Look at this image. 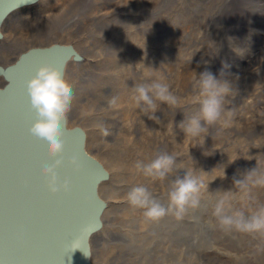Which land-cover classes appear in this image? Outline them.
I'll return each mask as SVG.
<instances>
[{"label":"bare ground","instance_id":"1","mask_svg":"<svg viewBox=\"0 0 264 264\" xmlns=\"http://www.w3.org/2000/svg\"><path fill=\"white\" fill-rule=\"evenodd\" d=\"M38 1L13 14H7L1 20L0 40L3 38V30H7L6 35L4 36L6 43L7 38L9 42L12 40L10 39L11 33H17L20 36L14 46L6 43L4 45L0 42V55H3L4 58L3 60H0V74H2L3 70L9 68L20 55L29 50L46 49L52 46L69 47L75 55L57 62L56 67L62 71L69 84L72 86L74 97H81L83 95V90H87L86 83L90 74L86 71H83V73H77L76 70L82 68L83 65L88 64L90 58L94 59L95 57L100 56V58L102 57L103 60H105L109 55L107 47L110 46L106 41H104V43H107L106 45H101L100 41L95 38H79V32L83 31V28L85 27V24L83 23L84 19H86V16L90 15L89 19L94 20L97 14L100 13L98 11H102V8L105 7L106 9L109 8L111 10L115 8L116 5L127 4V1L89 0L90 6H83V22L81 21L82 19L80 20V18H76L73 23L70 21L73 17V12L78 15L76 8L78 2L82 0H69L72 1L69 5L72 9L69 11L65 10V3L60 2L61 0H48L49 6H45L44 4L45 7L43 8L40 7V4H37ZM180 2H182V0H180ZM177 4L178 3H176L175 0H130L128 2L129 7L124 6L130 8V12L132 13H129L130 15L122 19L123 21L121 20L120 23L118 22L120 19H117L119 24L114 22L116 26H114V23H112V26V24L109 23L110 26L106 21V25L100 23L99 25H96L99 30H104L108 33L109 38L112 36L114 39L133 41L136 48L135 53L132 54V59L130 60L132 61L136 72L133 69L134 73L131 74L128 72L127 77L124 78V74L123 72H120V68H115L116 70L113 69L114 71H107L105 74L116 78L119 77L120 81L118 80V85H113L116 81L112 85H108L109 83L107 85H101V68H88L90 72L95 70L94 76L98 83V89L104 88L107 91L104 92L103 96H101V94L97 95L95 97L96 101L90 100L87 105H93L97 102L105 103L109 108V117L112 120L110 123H114L115 125L120 123L124 125V127L131 126V130L136 131L137 136H139V141L137 140L139 144L152 145L155 142L159 143V141L162 143L163 140L168 139V135H171L172 132L169 131L168 127L173 130L171 125L175 120L174 116L180 109L187 110V115H189L198 108L196 99L197 92L192 86L194 75H199L205 70H214V72H217L215 71V62L218 60H214L213 57L222 54L217 48H226L229 53L226 61L228 67L226 69L223 68L224 72L221 80H226L230 85H236L238 87L231 88L232 96L226 103L227 106L225 107L228 109L224 113V118L231 129V134L236 136L240 135V145L242 146L245 141L249 143V140L253 138L254 141L252 142L258 145L259 153L256 154L252 147L249 149L250 152L243 149L240 156L232 153L230 149L224 150V169L231 166L245 174L248 170L256 167V165H264V71L261 70V68H263L262 65L264 64V50L260 49L259 52L254 50V47H256L257 44L264 47V38H248L246 35L248 31L250 33L251 29H261V31H264V0H183L182 8L184 7V10L173 14L174 5ZM125 11L128 13V10L125 9ZM109 12L111 13V11ZM79 15L81 16V14ZM109 21L112 22L111 19ZM87 23L89 24V22ZM166 24L168 25V27H165L166 32H156V34H154L153 31H151L152 27H155V29H163V25ZM121 27H124V30L123 32L120 31L122 35L119 34L118 37L117 31H119ZM98 29L97 32L99 31ZM263 35L264 34H262V36ZM253 41L257 44L255 45ZM112 42L114 43V41ZM99 44L102 48H100L101 46H98ZM9 47H18L17 53L8 49ZM204 48L213 51H208L205 55L202 51ZM116 50L119 52L120 48ZM89 53L93 54L94 57ZM111 54H113L112 51ZM122 54L123 53H120L119 56L123 58ZM130 54L131 52L129 55ZM199 54H201V57ZM195 56L200 58L196 59ZM206 56L211 58L210 64L205 63V67H201V64L206 61ZM113 57L116 58V56ZM105 66L106 70L108 67L107 65ZM211 66L212 69H210ZM201 68H203V70ZM108 69L110 70V68ZM252 69L255 70L254 73L248 74L249 70L251 71ZM237 70L245 72L242 78H233V75ZM77 74L83 76L84 84L78 79ZM143 74H145L144 81L140 80V78L138 79V77L143 78ZM91 76H93V73ZM159 77L165 79L170 85V90L177 96L178 107H170L157 102L159 108L154 113L157 119H149L148 116L151 115V113L146 114L138 109L135 101L132 99L134 95V87L136 84L145 83L151 79ZM111 80L113 81V79ZM111 80L109 82H111ZM128 82L130 83V89L127 88ZM4 83L5 80H3L2 75H0V88L4 86ZM114 96L119 97L118 108H111L108 106L109 99ZM72 106L76 107L79 112L77 115L75 114V121H68L67 125L64 127L66 129L78 127L82 130L84 133V148L86 143L103 144L108 142V137H102L100 133L99 126L101 123H93L88 120L91 118H101L102 112L99 111L97 113L100 115L89 118L88 113H86V111L84 112V104L80 101L74 100ZM167 114H170L171 118L168 117ZM171 119L172 123L167 125V122ZM238 126H240L239 129ZM181 132L183 131L178 128L175 133V137L178 138V140H176L174 137L175 142L173 144V150L175 153H178V150L182 149L183 146L191 144L192 141V138L183 139ZM87 134L90 136V140H86ZM118 136L119 134L116 139V141L119 142L116 146L118 150L115 149L113 152L117 157L121 155L118 153L120 152L121 147H123V150H127L130 148L131 143H135L131 138ZM85 151L88 153L86 148ZM259 156L263 158L262 162L258 159ZM91 157L94 158L92 155ZM100 164L104 168L101 162ZM104 170L107 172L105 168ZM107 173L108 177L103 181L101 180L96 186V196L103 202V207L100 209L96 217L98 223L97 227L94 230H91V232L85 237L84 243L87 249L85 260L87 264H104L99 258L97 244H99L98 242L105 236L107 229V224L104 219L107 213L105 209L114 205V201H105L103 197L104 186L106 185L104 183H107L108 178L111 180V171ZM224 174H226V172H223V175ZM132 175H137L134 178L143 177L142 174H137L136 172L132 173ZM219 175L221 176L222 173L220 172ZM255 188L261 195L260 205H264V188ZM229 211L232 210L229 209ZM53 240V238L49 240L51 243L47 246V250H43V253L52 259H56L57 255H52L55 253L51 251L53 246L52 243H54ZM243 240V244L248 241L245 237ZM57 242L59 241L55 240V243ZM72 242H75L74 245L76 246L77 238L74 237ZM128 246L135 247L136 244L134 242H129ZM249 248L250 246L247 248V251H249ZM237 253L239 256L231 258L230 263L215 256L214 258L218 260H208V264H264V244L256 250V256L252 259H250L253 254L252 252H250L248 256L246 253L243 254V250H239ZM111 257L112 259L110 260L109 258L105 264H144V262L134 259L132 254H119L112 255ZM59 259L63 261L69 260V258L65 257H60ZM161 259L164 261V258ZM16 261H19V264H49L48 261L37 259V257L33 256L23 257L22 259L17 260L14 259L8 264H15ZM194 261L195 258L193 256L185 258L181 256L174 260L177 264H192Z\"/></svg>","mask_w":264,"mask_h":264},{"label":"rangeland","instance_id":"2","mask_svg":"<svg viewBox=\"0 0 264 264\" xmlns=\"http://www.w3.org/2000/svg\"><path fill=\"white\" fill-rule=\"evenodd\" d=\"M47 1L48 0H41L38 1L37 4H40V7L43 8L49 4V1L48 2ZM82 1L78 2V6L76 8V12L78 13V15H76L73 12V17L70 20L72 23L74 22V20H76V18L77 19L80 18V20L82 19L81 21L83 22V14H82L83 6L84 7L86 5L90 6V2L89 0H82ZM123 1L125 2L127 1V4L124 5L126 7H129L128 2L130 0H123ZM175 1L178 4L174 5V12L175 10L176 12L175 13L173 12V14H176L177 12L184 10V7L182 8L183 0L182 2H180V0H175ZM60 2L65 3L64 6L66 11L72 9V7L69 6L72 1L61 0ZM124 5L122 4L118 6L116 5L115 8L111 10L109 8L106 9L104 7L102 8L101 11L99 8L100 11L98 12H100L99 13L100 15L97 14L94 20L89 19L90 15L86 16V19H84L83 22L85 24V27L83 28V31L79 32L80 35L79 38L81 39L95 38L100 41L101 45L103 44L106 45L108 43L111 46V47L110 46L107 47V51L109 52L108 55L109 57L107 56L108 58L106 57L105 60H103L102 57L100 58V56H97L94 59L90 58V62L88 64H85L86 66L82 64L83 65L82 68L76 70L77 73L78 72L83 73V71H86L90 75L87 78V83H86L87 90L85 91L83 90V95L81 97L74 98V100H78L82 104H84V109H85L84 112L86 111V113H88L89 118L95 117L96 115H100L97 112L101 111L102 112L101 118H91L88 120L92 121L93 123L100 122L101 125L104 126L107 125L106 127H108L112 133L111 135L108 136L107 139L108 142L106 143L103 144L86 143L85 145V148L88 151V153L92 155L94 158H96L99 162H101L104 168L107 170V172L111 171L112 173L110 176L111 180H109L108 178L107 183H104L106 185L104 186L105 189L103 192V197L105 201L108 200L114 201V205L111 207H107L105 209L107 213L104 219L107 224V229L105 232V236L98 242L99 244H97L98 246L97 250L100 260L105 264L109 258L110 260L112 259L111 257L112 255L132 254L134 259L140 260L141 262H144V264H172V263L177 264V262H174V260L181 256H183V258L193 256L195 258V261L192 264H208L209 263L208 260H218L214 258L215 256H218L219 259L221 260L223 259L227 263H230L231 258H235V256H239V254L237 253V251L239 250H243V254L246 253L247 256L249 255L250 252H252L253 254L251 255L250 259L254 258L256 256V250H258V248L261 247L262 244H264V234H260V233L241 234L236 232H225L219 227L217 218L213 215L216 204L222 200L225 202L226 207L230 206L229 209H231L232 211L233 210L242 211L245 213L246 216L251 215L252 212H254L260 206L261 195L257 192V189L255 187H249L245 189L239 185H235L234 183L235 180L243 179L244 173L237 169L232 168L231 166L224 169L225 168V161L223 159L224 150L230 149L232 153H235L237 156H240L241 153L243 152V149L249 151L250 147H252L255 150L256 154L259 153V149L257 147L258 145L252 142L254 141L253 138H251L250 140L248 139L249 143L245 141L244 144L241 146L240 135L236 136L231 134L230 132L231 129L229 128L227 122H225L226 121L225 118L223 117L222 120L218 122L216 125L209 127L208 133L204 137V139L202 134L200 138L192 139L191 144H189L188 146L187 145L183 146L182 149L178 150V153H175V151L173 150V144L176 138L175 133L179 128L178 127L179 123L185 118V115H187L188 112L187 110L180 109L174 116L175 120L173 121V123H172V119L169 122H167V125L172 123L171 126L173 128L172 130L171 128L168 127L169 131L173 133V134L171 133L170 136L168 135V139L163 140L162 143L159 141V143L155 142L152 145H141L137 142L139 136H137L136 131L131 130V126L124 127V125L120 123H118V125H115L114 123L113 124L110 123L112 120L109 117V108L105 105V103L97 102L93 105H89V106L87 105L90 100L96 101L95 97L97 95L101 94V96H103L104 92L107 91L104 88H103L104 90L101 88L98 89V83L94 76L95 70L90 72L89 69L96 67H98L99 69L101 68L100 71L102 72L100 75L101 85H107L108 83H109L108 85H112L115 81L116 82L113 85H118L120 81L119 77L116 78L113 76H107V74H105L107 73V71H112L113 69L116 70L120 68V72H123L124 78L127 77L128 72L131 74L134 73L133 72L134 66L132 61L130 60L132 59V54L135 53V48H136L133 41L126 40L127 41L126 42L123 41L122 39L121 40L114 39L112 36H110L109 38L108 33H106L104 30H99L96 26L99 25V23L102 25L104 24L106 25V21L108 22L107 23L108 25L114 22L116 24H119L122 19L130 15L129 13H132L130 12L131 9L126 8ZM125 9L128 10V13L127 11H125ZM109 11H111L112 14ZM79 14H81V16ZM110 19L112 20V22L109 21ZM117 19H120L118 20L119 23L117 22ZM87 22H89V24ZM116 24L114 26H116ZM165 27H168V25L167 24L163 25V29L162 28L155 29V27H152L151 31H153L154 34H156V32L163 33L164 31L166 32ZM97 29L101 33L99 31L97 32ZM121 29L117 31L118 37L119 34L122 35L121 32H123L124 27H121ZM254 30L251 29L250 33L249 31L247 32L246 35L248 36V38H252V37L253 38L255 37V39L264 38L263 37L264 35L262 36V34H264L263 30L262 31L261 29H254ZM6 31L7 30L5 31L3 30L2 32L3 38L0 40V42L3 43L4 45L6 43L4 37L6 35ZM91 32L93 35L91 34ZM19 36L20 35L17 33L15 34L11 33L10 39L12 40L9 42L7 38L6 44L8 45L12 44L13 46L14 44L16 45V41L19 40ZM104 41H106L107 43L106 42L104 43ZM112 41H114V43ZM100 44L98 45L99 47L101 46ZM254 44L256 45L257 43L254 42ZM257 45L256 47H254V50L256 52H259L260 49L264 50V47ZM17 48L18 47H13V48L9 47L8 49L17 53ZM100 48H102V46ZM119 48L120 51L118 52L116 49ZM217 49L220 51V53H222L221 55L213 57L214 60H218L217 62H215L216 65L215 71L217 72H214V70H211L210 72L214 76H216V78L221 79V77L223 76V74L221 73L222 71L224 72L223 66L227 64L226 61H227V57L229 56V53L226 50V48H217ZM111 51L113 54H111ZM202 51L203 54L206 55L208 51H213V50L204 48L202 49ZM127 52L129 53L131 52L130 54L131 56ZM120 53H123L122 54L123 58L119 56ZM199 55L201 57V54ZM113 56H116V58ZM195 57L196 59L200 58L197 56ZM3 59H4L3 55H0V60ZM210 61L211 58L206 56V61L201 64V67L203 66L205 67V63L210 64ZM105 65H107V67L110 68V70L108 68H107L108 70L107 69L105 70L106 68ZM262 67L263 68H261V70L264 71V64L262 65ZM201 69L203 70V68ZM210 69H212V66ZM254 71L255 70L253 69L251 71L249 70L248 74H253ZM242 72L237 70L235 72L236 75L235 74L233 75L232 74L233 72L230 74L233 75V78L239 79V77L242 78L244 76L245 72L243 73ZM92 73L93 76H91ZM239 74L242 75L240 76ZM143 75H144L143 78L138 77V79L140 78V80L144 81L145 74ZM82 77L83 76L78 75V79L81 80L82 83L84 84ZM111 79H113V81ZM103 80L105 81V84ZM110 80L112 83L109 82ZM230 87L237 88L238 86L230 85ZM127 88L130 89L129 82L127 83ZM231 96H232V89L229 95L225 96L224 98L225 111L228 109L225 106H227L226 103L227 101L230 100ZM78 112L79 111L77 110V108L72 106V109L68 114V121L73 122L74 117H76ZM167 116L171 118L170 114H167ZM239 128L240 126H238V129ZM118 134H119L118 137L131 138L134 140L133 142L135 143H131L130 148L127 150H123V147L120 146L122 149L120 148V152L118 151L117 152L120 153L121 155L117 157V155L113 152L115 149L118 150L116 147L119 143L116 141ZM181 136L183 139L190 138L187 137L184 132H181ZM87 139L90 140V136H88V134L86 140ZM176 140H178V138H176ZM162 153L173 155L176 158L174 170L168 175V177L165 180L153 181L144 176L142 178H134L137 175H132V173L135 172L133 165L137 160H142L145 163H147L150 160L154 159L157 155ZM258 159L260 160V162L263 161V158L261 156H259ZM186 172H189L192 175L201 178L205 184H208V187H207V191H203L202 193V201H201L202 207L198 210L189 211L184 216L183 219H176L172 216H165L159 222L149 223L144 220L141 210L133 209L126 202L125 196L128 190L130 189V187L134 185L142 184L148 188V190L158 200L159 203H161L166 207L167 192L169 190V186L171 182L177 177L182 178L186 174ZM220 172L222 173L221 176L219 175ZM223 172H226V174L223 175ZM244 237L248 239V241L245 244H243ZM129 242H134L136 246L129 247L128 246ZM249 246H250L249 251H247V248ZM161 258H164V261Z\"/></svg>","mask_w":264,"mask_h":264},{"label":"water","instance_id":"3","mask_svg":"<svg viewBox=\"0 0 264 264\" xmlns=\"http://www.w3.org/2000/svg\"><path fill=\"white\" fill-rule=\"evenodd\" d=\"M36 1L0 0V22L7 14ZM74 55L69 47L32 49L0 74L5 80L0 88V264L29 256L49 264H87L85 237L97 227L96 217L103 207L96 196V186L108 173L85 151L82 130L62 126L65 163L56 171L61 182L70 181L72 191L68 195H50L40 169L53 160L48 158L43 142L28 131L36 114L30 106L26 81L42 64L56 66L57 62ZM73 155L81 164L78 173L67 164ZM74 237L76 246L72 242ZM52 238L51 251L57 255L56 259L43 253ZM60 257L69 260L63 261Z\"/></svg>","mask_w":264,"mask_h":264},{"label":"clouds","instance_id":"4","mask_svg":"<svg viewBox=\"0 0 264 264\" xmlns=\"http://www.w3.org/2000/svg\"><path fill=\"white\" fill-rule=\"evenodd\" d=\"M225 69L227 64L223 66ZM223 74V71L222 73ZM192 86L197 92L198 108L179 123L178 127L187 137L198 139L207 135L209 127L216 125L224 117V98L231 92L226 80L216 78L210 71L205 70L194 75ZM26 91L30 106L36 114V119L29 127V133L43 142V147L53 163L40 169L48 193L55 196L59 193L68 195L72 185L68 179L62 182L58 179L57 169L65 163L63 159L64 141L62 126L68 123L74 101V91L62 71L51 63H44L37 68L35 74L26 81ZM136 107L144 113H151L149 119H157L154 113L159 108L157 102L170 107H178V98L170 90V85L163 77L151 79L145 83L136 84L134 95ZM119 97H112L108 106L118 108ZM227 122V121H225ZM102 137L111 135V131L104 125L99 126ZM176 158L162 153L145 163L137 160L133 167L137 174L153 181H163L173 172ZM67 164L74 173L81 170L77 156L73 155ZM235 185L242 188H264V165L248 170L241 180H235ZM208 184L189 172L180 178H175L167 192V206L165 207L142 184L130 187L125 199L130 207L141 210L146 222L156 223L165 216L183 219L189 211L202 207V193L207 191ZM222 200L215 206L213 215L217 218L219 227L225 232L241 234H264V205H260L251 215H245L239 210L229 211Z\"/></svg>","mask_w":264,"mask_h":264},{"label":"flooded vegetation","instance_id":"5","mask_svg":"<svg viewBox=\"0 0 264 264\" xmlns=\"http://www.w3.org/2000/svg\"><path fill=\"white\" fill-rule=\"evenodd\" d=\"M1 26V25H0Z\"/></svg>","mask_w":264,"mask_h":264}]
</instances>
